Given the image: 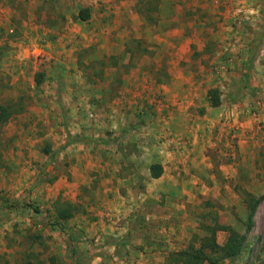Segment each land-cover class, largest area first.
I'll use <instances>...</instances> for the list:
<instances>
[{
	"label": "rangeland",
	"instance_id": "1",
	"mask_svg": "<svg viewBox=\"0 0 264 264\" xmlns=\"http://www.w3.org/2000/svg\"><path fill=\"white\" fill-rule=\"evenodd\" d=\"M258 70L264 0H0V264H165L208 226L245 234ZM253 221L219 264H264V200Z\"/></svg>",
	"mask_w": 264,
	"mask_h": 264
},
{
	"label": "trees",
	"instance_id": "2",
	"mask_svg": "<svg viewBox=\"0 0 264 264\" xmlns=\"http://www.w3.org/2000/svg\"><path fill=\"white\" fill-rule=\"evenodd\" d=\"M89 18L88 10L82 9L78 13V19L81 21H86ZM248 65V64H247ZM40 83V80L37 79V84ZM217 90H210L208 93L209 101L212 107H217L220 104L219 96ZM12 113L10 110L0 104V126H2L7 120L11 117ZM82 142V141H81ZM74 139L69 137L67 145L73 144ZM96 143H100L96 141ZM163 173L162 167L159 164H152L149 167V174L152 179H158ZM264 200V194L256 198L249 196L245 200V204L248 210V217L246 222L245 234H239L229 227L224 226H213L206 227L205 230L208 233V236L204 238L199 246V248H194L190 245L186 250L180 252L170 253L166 259L165 264H219L226 259H233L241 251L242 245L245 241L246 234H248L254 225V215L256 213L257 207ZM13 206H9L12 208ZM34 213H39L37 210H34ZM72 205H65L64 207H57L56 214L52 217L55 223L65 222L72 218ZM222 230L227 233V238L224 245L219 246L216 242V231ZM73 241L74 238L71 237ZM74 243V242H73ZM73 256L75 252L71 253Z\"/></svg>",
	"mask_w": 264,
	"mask_h": 264
},
{
	"label": "crops",
	"instance_id": "3",
	"mask_svg": "<svg viewBox=\"0 0 264 264\" xmlns=\"http://www.w3.org/2000/svg\"><path fill=\"white\" fill-rule=\"evenodd\" d=\"M249 66V64H248ZM253 83L255 84V92L257 94H263L264 93V71L261 72V70H258L257 72H253ZM253 90V88H252Z\"/></svg>",
	"mask_w": 264,
	"mask_h": 264
}]
</instances>
